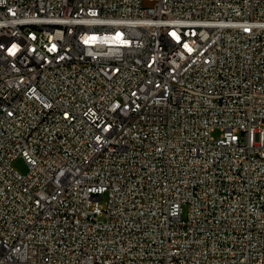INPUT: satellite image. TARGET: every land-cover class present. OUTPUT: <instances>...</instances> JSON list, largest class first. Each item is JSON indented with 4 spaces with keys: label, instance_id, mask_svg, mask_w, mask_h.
Returning <instances> with one entry per match:
<instances>
[{
    "label": "built area",
    "instance_id": "1",
    "mask_svg": "<svg viewBox=\"0 0 264 264\" xmlns=\"http://www.w3.org/2000/svg\"><path fill=\"white\" fill-rule=\"evenodd\" d=\"M263 118L264 0H0V264H264Z\"/></svg>",
    "mask_w": 264,
    "mask_h": 264
},
{
    "label": "rangeland",
    "instance_id": "2",
    "mask_svg": "<svg viewBox=\"0 0 264 264\" xmlns=\"http://www.w3.org/2000/svg\"><path fill=\"white\" fill-rule=\"evenodd\" d=\"M261 122H262V127H264V118L262 119ZM218 134H219V131L217 129L212 131L213 136L216 137L218 136ZM12 166L21 173H24L27 170V165L22 157H16L12 162ZM105 200H106V196L103 195L102 198L99 200V203L104 206Z\"/></svg>",
    "mask_w": 264,
    "mask_h": 264
}]
</instances>
